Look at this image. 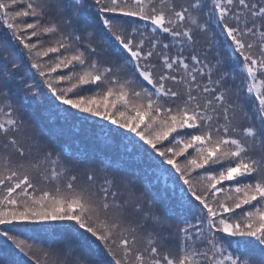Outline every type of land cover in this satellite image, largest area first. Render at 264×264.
Returning <instances> with one entry per match:
<instances>
[{
    "label": "snow or ice",
    "instance_id": "6c2138e0",
    "mask_svg": "<svg viewBox=\"0 0 264 264\" xmlns=\"http://www.w3.org/2000/svg\"><path fill=\"white\" fill-rule=\"evenodd\" d=\"M86 8L96 9L106 50H97L95 24L64 33L52 19L55 11L72 26V17ZM0 26L27 50L31 68L58 107L115 126L111 131L151 166L175 177L181 194L176 203L185 213H158L155 199L145 207L131 193L125 197L115 178L97 183L92 169L78 185V176H67L51 151L26 159L37 142H26L25 121L14 118L18 109L6 99L0 107L6 117L0 120V235L35 264L41 261L32 255L34 243H27L34 238L10 233L22 235L46 222H69L63 241L69 252L82 242L102 244L111 264H264V0H186L179 6L175 0H0ZM52 34L58 39L43 48L40 38ZM201 34L211 36L209 45L220 34L226 37L234 70L213 79L223 60L210 64L196 53ZM172 42L179 46L174 56L167 54ZM50 53L56 54L54 62L37 61ZM237 72L242 86L233 99L225 81L235 82ZM0 97L8 93L0 89ZM238 116L248 121L242 135ZM29 169L55 182L54 189H40ZM173 219L179 221L175 226ZM138 234L146 239L143 249L136 246ZM173 241L178 255L169 248ZM231 244L238 248L230 250ZM0 264L6 261L0 258Z\"/></svg>",
    "mask_w": 264,
    "mask_h": 264
},
{
    "label": "trees",
    "instance_id": "16d2710c",
    "mask_svg": "<svg viewBox=\"0 0 264 264\" xmlns=\"http://www.w3.org/2000/svg\"><path fill=\"white\" fill-rule=\"evenodd\" d=\"M86 2L91 3V0H86ZM175 3L177 4V6H179L182 4H186V0H175ZM209 5H210V0H209ZM95 11L96 9L86 8L80 13L79 16H74V18L76 17L78 19V17L82 16L83 14H88V15L90 14L91 17L87 16L86 21H88L92 19V15L95 14ZM205 11H207V9H205ZM52 19H54V21L56 20L53 17ZM125 19H131V18H125ZM28 22H31V20H29ZM141 24H143V22H141ZM82 27H85V24H82ZM95 29L97 31L95 44L100 45V47H98L100 50L101 48L107 49V44L102 42L103 37L99 35V24H96ZM62 31L64 33H68V30H62ZM216 31L219 32V29L217 28ZM156 35L161 40L162 43L169 42V38L166 35L160 33H157ZM9 37H10V33L5 30L4 26H0V44H1L0 59H2L3 61V58L5 56L8 58L7 73L4 72L3 66L0 65V80L5 82L8 79L14 77L17 80L16 86L18 88V91L17 92L11 91L10 96L7 98L0 97V107L4 106L6 99L10 101L18 109V112L16 113V117L14 118H21L25 121L26 126L23 136L26 142L29 144L33 140L37 142V148L39 149V151L37 150V148H33L32 151L26 157V159L37 160L40 159L45 152L51 151L53 153V158H55V156L58 155L61 161L64 156H70L73 154L75 150L74 148H70L69 146H73L74 145L73 143L81 142L76 139L77 135L81 132L83 139L81 144L91 142V138L97 139L98 142L105 143L106 145L110 144L113 149H118V152L121 153L125 158L133 157L139 162H141V164H143V168L147 172H150V176L152 178L156 177L158 181L164 183V187L162 190L163 194H165V192L168 193L169 189H171L172 191H174V194L178 196L181 195L179 192V188L175 187V177L170 176L169 174H165L163 171L158 170L153 166H151L150 163L143 158L142 152L137 151L132 143H130L126 138L117 137L115 132L111 131V129H115V126L109 125L108 122L103 121L97 117H88L87 119H85L84 117L87 114H81L74 109L69 112L63 111L62 109L67 106L58 107L57 106L58 102L53 101L52 97L50 96V94L47 92V89L43 85L41 78L38 76L35 70L31 68V63L33 61L28 56L27 50L23 49L22 45H18L15 41L10 40ZM210 39H211L210 35L208 36H205L203 34L199 35L198 40L200 44H198L196 47V53L199 54L201 58L206 57L207 62L210 64H215L218 58L223 60V67L217 70L213 76V79H217L224 72H229L230 70H234V66L232 62L228 59L229 52L226 50V45H225L226 37H224L223 34H220L216 38L214 44L212 45H209ZM40 40L43 45V48H47L51 46L52 42L55 41V39L52 38L51 35L41 37ZM30 42L35 43L36 39L33 38V40ZM172 44L173 47H171V49L167 52V54L174 56L177 54L179 50V46L176 45L175 42H172ZM38 50L41 49L38 48ZM189 52H191V49L183 53L185 57L189 55ZM60 54L63 55L65 53L62 50ZM55 57L56 54L50 53L49 56L37 57L36 59L40 63H49V62H54ZM153 62L157 64V71H159L161 68L159 58L154 57ZM13 64L19 65V67L13 68ZM63 71L65 73L67 72V70H63ZM130 73H131V69H129V74ZM242 79H243L242 74L237 72L235 82H233V80L231 79H227L225 81V87H232L234 90L232 97L233 99L236 98L235 89L237 87L242 86L240 84V81ZM144 86L149 87L150 85H147V83L144 82ZM258 86H259V82H258ZM5 90L6 89H4V91ZM35 91H39L40 94L33 96L32 93ZM247 103L249 109H251L252 107L251 100L249 99ZM6 110L7 109H5V111ZM33 113L37 114L39 118L40 115H42L45 120L38 118V120L33 119L32 121L29 118V116H31ZM2 115L3 113L0 116ZM38 125L43 126V128L45 129L43 133L38 128ZM235 126L237 127V129H240L239 135H242V129L248 126V121L238 116ZM59 130L63 131V133L66 132L69 135V137L61 136L58 132ZM50 138L53 141V143L55 142L56 144H58V146L55 145L57 148L47 141ZM102 155L109 157V154H107L106 152L103 153ZM14 159L17 158L14 157ZM122 161L125 162V159H122ZM28 171L29 174L33 177V182L36 183L40 189H44L43 187L47 183L39 177L40 174L35 169H29ZM140 174H141V179L143 180L144 178L142 177V173ZM61 183L63 182L61 181ZM152 190L154 192L156 191L154 189ZM37 195H39V192L37 193ZM66 225L67 224H45L43 226L34 225L28 228L31 230L32 235H30V232H28V234L23 233L22 235L16 232L10 234L18 235L19 239H25L26 237L34 238V240L28 239L27 243L30 244L34 243L32 255L36 256V258L41 261V264H67V255L58 253L53 247H50L47 244H45L46 242L44 241V238L47 237V232L51 234L52 239L58 238L57 237L58 231L61 230L62 228H65ZM3 230L4 227L0 226V232H2ZM38 240L41 241L36 242ZM3 241L4 240L2 238V242L0 243H3ZM226 243L229 242L226 241ZM4 244L6 245V247H1V248H4V250L7 253L12 252L13 254L16 255L19 252H21L19 249L15 248L13 243L10 245L9 240L4 242ZM62 245L63 243L60 244V246ZM241 246L244 247V245ZM241 246H239V248H242ZM137 248L142 249L138 246ZM237 248L238 246H236V244H231L230 250ZM28 256L31 257V255ZM105 256H106L105 259H107L108 264H111V257L108 256L107 253Z\"/></svg>",
    "mask_w": 264,
    "mask_h": 264
},
{
    "label": "rangeland",
    "instance_id": "374dc122",
    "mask_svg": "<svg viewBox=\"0 0 264 264\" xmlns=\"http://www.w3.org/2000/svg\"><path fill=\"white\" fill-rule=\"evenodd\" d=\"M49 2L55 4V0H49ZM87 16L91 17L90 14L89 15L83 14L82 16L78 17V19L76 17L74 18L73 16L72 17L73 25L69 26L63 23L64 17L56 15L55 11H53L52 13V17L55 18L56 19L55 22L60 25L61 31L68 30V32L72 30L73 26L78 28H83L82 24H85V26L86 25L91 26L95 24L96 19L94 18V15H92L91 20L86 21ZM51 37L54 38L55 40L58 39V36H55V34H52ZM0 48H1V44H0ZM97 50L100 51L99 48ZM102 58H106V57H103L102 55ZM0 65H2V59H0ZM16 82L17 80L14 77H12L7 80V85L5 86V82L0 80V89H2L3 91L4 89H6L5 91L8 93V97H9L11 91L13 92L18 91ZM150 87L151 86H149V88ZM1 114L2 113H0V115ZM5 118L6 117H4V115L0 116L1 120ZM29 118L33 121V119L38 120L39 116L33 113L31 116H29ZM40 118L42 120H45L42 115H40ZM38 128L41 130L42 133L45 130L43 126L38 125ZM239 131L240 129H238V134H240ZM58 132L61 136L69 137V135L66 132L63 133V131L61 130H59ZM76 139L81 142L83 141L81 132L77 135ZM47 141L51 143L53 146L55 145L58 146V144H56L55 142L53 143L51 138L48 139ZM81 142L73 143L74 144L73 146H69L70 148H74L75 150L74 152L78 153L79 155L75 154L71 156H64L63 159L60 161L61 165L67 170L66 172L67 176H71V175L78 176V185H84L86 183L84 174L87 170L92 169L95 171L97 177V183L102 182L105 176L109 178H115L118 187L120 188L121 192L125 194V197H127L128 194L131 193V198L138 200L141 203H144L145 207H147L148 200L155 199L157 201V204L155 206V211H157L158 213L162 214L164 212H168V214L172 217H176V216L183 217L185 215L183 209L180 208V206L176 203L179 196L174 194V191H172L171 189H169L168 193L165 192V194H163L162 190L164 187V183L158 181L156 177L152 178L150 176V172H147L143 168V164H141V162H139L133 157L125 158L121 153L118 152V149H113L110 144L106 145L105 143L98 142L97 139L91 138V142L85 144H81ZM105 152L109 154V157L102 155ZM122 159H125V162L122 161ZM140 173H142V177L144 178L143 180L138 179L141 178ZM39 177L42 179L41 175ZM61 181L63 182V179ZM54 187H55V182L50 181L47 182V184L44 185L43 188L45 190H50V189L52 190L54 189ZM152 189L156 191L154 192ZM130 219L133 222H136L139 220V215L138 214L133 215L130 217ZM178 222L179 221L175 219L172 220L174 226ZM68 223L69 222H46V224H68ZM172 231L174 233L175 231L174 227ZM28 232H30V235H32L30 229L24 231V233L27 234ZM75 235H79V234L75 233ZM66 236L67 233L65 232V228H62L61 230L58 231V236H57L58 238L52 239L51 234L47 232V237L44 238V241L46 242L45 244H47L50 247H53L58 253L67 255V264H74V262L76 261H79V264H108L107 259H105L106 258L105 255L107 252L102 244L91 243L89 245L86 242H82V246L80 248L76 249L75 251L69 252L65 248V245L63 243ZM2 238L4 241L3 243H0V258H4L5 260L9 261V262L6 261V264H10L11 262H13L11 264H30L21 257H16V255L13 254L12 252L7 253L4 250V248H1V247H6L4 242L7 241L6 238L0 235V242H2ZM39 241L41 240H38L36 242ZM61 243H63L62 245L63 248L62 246H60ZM11 244L12 243L10 241V245ZM136 245L142 249L146 247V239L143 235L140 234L137 235ZM169 248L173 252V254L176 255L179 254L177 241H173V243L169 245Z\"/></svg>",
    "mask_w": 264,
    "mask_h": 264
}]
</instances>
